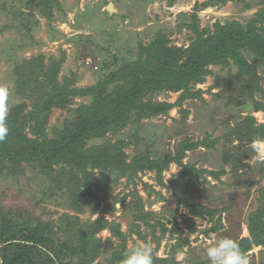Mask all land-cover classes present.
I'll return each instance as SVG.
<instances>
[{
	"label": "rangeland",
	"instance_id": "obj_1",
	"mask_svg": "<svg viewBox=\"0 0 264 264\" xmlns=\"http://www.w3.org/2000/svg\"><path fill=\"white\" fill-rule=\"evenodd\" d=\"M28 1L0 0V86L7 88L6 111L22 101L17 94L15 68L25 60L43 55L47 62L54 57L60 60L54 79L59 84L72 83L71 87L78 88L96 85L103 79V65L111 66L105 69L106 74L116 70L112 64L114 55L131 59L134 44L147 45L157 31L167 33L173 44L188 46L194 32L185 24L193 20L195 3L204 0H60L61 9L54 8L50 19L35 7L37 0ZM263 6L264 0H242L196 9V22L201 30H214L216 22L236 20L245 24L256 17ZM210 68L212 74L195 87L203 91V99H186L177 104L181 92H163L156 98L175 104L167 114L134 120L128 127L109 131L86 144L88 148L117 142L130 161L148 150L152 156L176 155L180 143L186 139L201 142L210 138L216 141L215 146L202 145L193 151L187 150L182 159L184 164L194 165L201 176L192 168L181 172V164L170 162L163 171V182L155 170L139 171L133 179L112 175L103 182L99 167L88 168L92 172L91 188L96 195L81 197L76 207L69 194L60 198L61 204H56L53 197L43 193L48 187L46 172L36 162H30L24 164L18 179L0 183L4 185L0 200L6 211L22 209L30 222L41 219V222L56 223L63 230L68 228L63 219L66 216V219L73 217L81 226L97 219L115 225L125 239L114 234L109 226L95 233L108 250L102 251L93 264H120L112 253L121 250L125 243L128 249L145 243L150 245L152 254L167 259L164 264H210L206 254L209 247L221 239L238 242L249 236L248 217L260 205L264 188L262 160L257 159L254 150H248L247 159L241 158L245 167L232 170L231 165H224L226 156L235 154L239 147L240 141L233 133L236 120L254 115L257 125L264 124V110L256 111L254 102L264 104V72H260L261 89L252 100L244 95L235 98L238 86L230 87L238 69L235 64ZM231 97L236 99L233 103L228 102ZM68 98V101L72 99L71 106L77 107L91 99L82 95ZM63 109L53 108L50 128L60 125L68 116ZM254 143L264 144V140L253 142L251 147ZM57 168L60 165L54 166V170ZM237 179H241L239 183ZM140 199L146 218L140 217L141 209H132ZM194 205L207 206L218 213L214 218L205 214L197 216ZM220 219L223 226L214 230ZM54 237L64 241L60 233ZM187 239L189 241L185 242ZM179 245L181 250L175 252ZM178 252L184 254L181 260H177ZM247 257L249 264H264V245L254 246Z\"/></svg>",
	"mask_w": 264,
	"mask_h": 264
},
{
	"label": "trees",
	"instance_id": "obj_2",
	"mask_svg": "<svg viewBox=\"0 0 264 264\" xmlns=\"http://www.w3.org/2000/svg\"><path fill=\"white\" fill-rule=\"evenodd\" d=\"M238 1L242 0H204L195 3V11L191 15L193 20L185 24L194 32L188 46L173 44L167 33L157 31L147 45L142 42L134 44L131 59L114 55L112 64L116 70L106 74L105 69L111 66L103 65V79L90 87H71L72 83L59 84L58 80H54L60 68V60L54 57L46 62L43 55L34 56L17 66V94L22 101L6 111L4 122L8 134L0 142V183L18 179L24 171V164L36 162L46 172L48 187L43 189V193L49 194V198L53 197L56 204H61L60 198L69 194L77 207L81 197L96 195L91 188V170L95 167L101 169L98 173L103 182L112 175L133 179L139 171L145 170H155L163 182V171L170 162L181 164V172L186 173L192 168L194 173L201 176L194 165L184 164L182 159L187 150L193 151L202 145L215 146L216 141L210 138L201 142L186 139L180 143L176 155L152 156L148 150L130 161L126 160V153L117 142H105L98 147L88 148L86 144L88 140L103 137L109 131L124 129L134 120L167 114L175 104L156 98L163 92H181L177 104H182L186 99H203V91L195 87L212 74L210 66L228 67L235 64L238 69L234 81L230 83V87L238 86L235 98L244 95L252 99L255 92L261 89L260 72H264V6L256 17L245 24L236 20L216 22L214 30H201L196 22L197 10ZM35 2V7L46 13L49 19L53 17L54 8L61 9L60 0ZM69 95L89 96L91 99L78 107L71 106ZM231 98L229 103L236 100ZM254 102L256 111L264 110L263 103ZM55 107L64 108L68 116L60 125L50 128V114ZM233 133L240 141L239 147L235 154L226 156L224 165H231L232 170H237L246 166L241 158H246L248 150L253 151L252 143L264 140V124L257 125L255 116L247 115L236 120ZM55 165H60V168L54 170ZM260 170L264 176V161ZM240 180L237 179V182ZM3 187L1 184L0 197ZM261 193L260 205L248 217L249 236L237 242L246 255L254 246L264 245V188ZM141 199L132 209H141L140 217L146 218ZM2 203L0 200V264H93L102 251L108 250L95 233L109 226L114 234L125 239L119 228H114L115 225L104 219L81 226L79 221L73 217L66 219V216L63 219L68 223V228L63 230L56 223L41 222V219L36 223L34 220L30 222L22 209H19L22 210L20 213L17 209L12 213L7 212ZM193 209L197 216L205 214L214 218L218 213L207 206L194 205ZM222 226L220 219L214 230ZM59 233L64 241H57L54 237ZM181 248L179 245L175 252ZM128 250L126 243L121 250H114V260L121 264ZM152 256L153 264H164L167 260L154 254Z\"/></svg>",
	"mask_w": 264,
	"mask_h": 264
},
{
	"label": "clouds",
	"instance_id": "obj_3",
	"mask_svg": "<svg viewBox=\"0 0 264 264\" xmlns=\"http://www.w3.org/2000/svg\"><path fill=\"white\" fill-rule=\"evenodd\" d=\"M7 88L0 86V142H3L8 134L5 125V100ZM253 150L258 154L257 159L264 161V144L254 143ZM210 264H249L247 255L239 244L232 239H221L215 245L206 250ZM183 252L177 253V260L183 258ZM121 264H153L152 248L148 244H140L126 251Z\"/></svg>",
	"mask_w": 264,
	"mask_h": 264
},
{
	"label": "water",
	"instance_id": "obj_4",
	"mask_svg": "<svg viewBox=\"0 0 264 264\" xmlns=\"http://www.w3.org/2000/svg\"><path fill=\"white\" fill-rule=\"evenodd\" d=\"M111 6H112V4H110V9L113 10L114 8H113V6H112V7H111ZM107 72H108V71H107Z\"/></svg>",
	"mask_w": 264,
	"mask_h": 264
},
{
	"label": "bare ground",
	"instance_id": "obj_5",
	"mask_svg": "<svg viewBox=\"0 0 264 264\" xmlns=\"http://www.w3.org/2000/svg\"><path fill=\"white\" fill-rule=\"evenodd\" d=\"M112 7V6H111Z\"/></svg>",
	"mask_w": 264,
	"mask_h": 264
}]
</instances>
